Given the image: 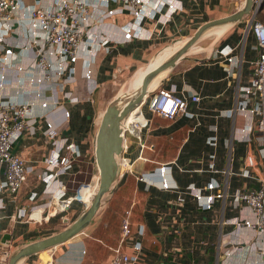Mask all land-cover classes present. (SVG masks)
Listing matches in <instances>:
<instances>
[{
	"label": "crops",
	"instance_id": "obj_1",
	"mask_svg": "<svg viewBox=\"0 0 264 264\" xmlns=\"http://www.w3.org/2000/svg\"><path fill=\"white\" fill-rule=\"evenodd\" d=\"M154 5L155 2H151L147 8L151 14L155 13ZM174 5L177 11H167L172 20L164 24L163 30L158 27L151 37L144 30L131 40L125 39L122 28L133 19L130 13L109 15L98 26L94 25L95 14L91 17V32H101L103 36L120 43L108 52L97 54L91 79L84 78L82 63L77 65L79 79L76 92L80 102L68 105L72 110V117L64 128V134L79 147L82 156L75 162L73 170L60 178L61 181L68 182L69 188L72 179L84 173L82 164L92 166L96 162L95 137L105 111L96 98L99 89L121 76L131 72L135 74L145 68L147 62L156 64L168 48L180 41L169 46L166 44L188 37L191 33L193 35L203 22L228 15L234 12L233 8L240 9L238 0H176ZM115 6L112 4V7ZM162 9L166 11L167 6ZM14 35L18 39V35ZM15 36L10 41L17 40ZM208 37H211L210 40L202 43ZM222 48L231 51L230 54L222 55ZM256 55V41L252 30H249L248 16L229 24L220 33L204 34L192 50L163 77L143 107L138 108L139 116L135 123H145V107L146 117L150 121L156 115L160 116L150 110V104L159 89L173 90L189 100L188 114L179 115L173 120L160 116L165 122L157 121L143 131V139L166 138L174 143L175 150L164 156L169 161L163 163L170 164L165 175L170 188L163 187L158 174L154 180L143 179L145 175L150 176L154 172L155 169L150 168V164L162 154L161 146L155 156L149 158L144 154L138 139L132 137L129 140L133 149L125 153L124 159L131 171L124 175L119 185L126 181L130 173L137 177L139 192L133 203L138 211L131 216L132 236L120 242L119 248L125 253L133 254L135 242L141 241L142 250L134 264H254V261H259L262 241L258 239L255 229L244 225L239 227L237 224L242 220H253L255 214L251 208L232 199V194L239 189L252 192L259 190L264 179V159L258 155L261 142L256 133L244 136L243 132L251 124V118L234 111L240 90L251 80L252 61ZM228 57H232V60H228ZM28 63L27 59L23 61V64ZM91 92L92 99L88 101L86 99ZM193 94L199 96L197 102L190 100ZM35 110L37 114L45 113L40 105ZM48 119L56 126H61L64 122L61 113L49 114ZM42 125L39 124L36 129L27 128L13 144V151L31 163H36L48 153L47 146L42 142ZM252 152L257 153L259 166L252 169L248 176L245 175L246 159ZM41 165L38 163L34 173L29 176L20 192L19 203L29 204V193L42 190L43 184L37 177L42 171ZM211 183L216 184L217 191L222 189L225 196L216 199L207 208L203 197L215 192L207 189ZM190 188L200 192L202 199L187 191ZM89 191V186H84L80 195L88 198ZM183 192L185 199L179 202L178 197ZM17 206L14 202H8L1 211V240L5 234H11L12 249H20L49 237L67 226L65 221L55 220L54 224L41 226L32 222H20L16 219ZM105 209L78 236L45 252L29 256L20 264H88L85 263L87 244L92 232L101 223ZM83 213L84 204L75 201L66 213V220L73 222ZM141 228L144 229L143 234L139 233ZM231 244L235 248L231 249ZM111 261L112 258H109L95 264H111Z\"/></svg>",
	"mask_w": 264,
	"mask_h": 264
},
{
	"label": "built area",
	"instance_id": "obj_2",
	"mask_svg": "<svg viewBox=\"0 0 264 264\" xmlns=\"http://www.w3.org/2000/svg\"><path fill=\"white\" fill-rule=\"evenodd\" d=\"M176 0H0V222L1 211L8 202L17 206L16 219L20 222H32L36 225L54 224L55 221H65L66 213L75 201L84 204V211L93 201L99 176L90 183L81 184L75 192H71L67 181H61L64 174L73 170L74 164L82 156L79 147L71 142L64 134V128L72 117V110L68 105L79 103L76 87L79 70L77 65L82 63L85 69L84 78H92V66L96 62L99 52H108L119 44L118 40L103 36L101 32L90 31V21L96 16L94 25L98 26L109 15L128 12L133 19L124 25V37L127 40L138 37L144 30L149 37L158 30H163L164 24L172 20L167 11L176 12ZM151 2H155L154 14L147 11ZM115 4V7H112ZM163 6H167L163 11ZM259 12H253L249 17V30H252L256 41L257 55L252 61V76L248 85L239 93V101L234 111L251 118V124L244 128V136L256 133L262 147L258 155L264 159V20L257 18ZM153 24V25H152ZM18 35L17 37L14 35ZM14 36L17 40L10 41ZM231 51L225 48L220 53L228 56ZM27 59L28 64H23ZM232 60V57H228ZM15 74L14 76L12 74ZM92 92L86 99L90 101ZM149 97V96H148ZM147 97V98H148ZM146 98V100H147ZM145 100V102H146ZM190 100L197 102L199 96L193 94ZM144 102V103H145ZM189 100L168 89H159L153 97L150 110L153 113L173 120L179 115L188 114ZM40 105L45 113L37 114L36 106ZM144 105V104H143ZM143 107V106H142ZM141 107V108H142ZM61 113L64 122L56 126L48 119L49 114ZM128 121V120H127ZM43 123V125H42ZM150 120L145 124L135 123L136 132H132L130 124L125 122L122 128L123 153L121 168L118 174L121 180L131 171L125 161L124 153L128 152L129 140L135 137L140 146L145 147L143 130L149 127ZM42 125L43 145L48 153L36 163H31L21 154L13 151V144L18 141L27 128L36 129ZM38 163L42 171L37 174L43 184L41 191L29 193V204L19 203V195L29 176L34 173ZM257 153L252 152L246 159L245 175H250L254 168H258ZM170 164L157 167L149 176L143 179L154 180L157 174L165 189L170 188L165 177ZM84 186L92 189V196L83 198L80 190ZM215 183L207 189L215 191L206 197L200 195L193 188L191 192L198 199L205 200V207L210 208L216 199L223 198L222 189L216 190ZM187 192H185L186 194ZM185 199L184 192L178 201ZM236 203H242L252 209L255 214L253 220H242L238 226L252 227L259 240V261L264 262V179L257 191L239 189L232 194ZM55 220V221H54ZM123 242L132 236L131 216L127 214L121 225ZM141 228L139 233L143 234ZM0 229V264H9L11 256V242L1 240ZM231 249L235 245L231 244ZM133 254L117 249L111 264H134L139 259L142 250L140 240L134 244ZM92 264V263H90Z\"/></svg>",
	"mask_w": 264,
	"mask_h": 264
},
{
	"label": "water",
	"instance_id": "obj_3",
	"mask_svg": "<svg viewBox=\"0 0 264 264\" xmlns=\"http://www.w3.org/2000/svg\"><path fill=\"white\" fill-rule=\"evenodd\" d=\"M263 4L264 0H245L243 6L237 11L203 22L196 28L194 34L185 41V44L179 50L145 74L142 85L136 91L135 95H126L123 98L118 97L122 104L120 107H117L112 101L109 103L102 114L95 137V157L100 181L99 188L90 206L73 222L65 220L67 226L62 231L18 249L10 256L9 264H20L22 260L29 256L56 247L78 236L90 226L116 191L117 187L114 183L117 181L118 176L117 159L122 155L124 150L121 134L122 128L127 117L138 106L142 107L146 98L152 95L153 90L149 91L148 87L153 78L160 72L166 71L167 74L171 71L178 62L192 50L207 31L215 27L240 21L253 12H260L263 8ZM107 195L110 196L105 200ZM11 239L12 236L8 233L4 235L2 241L4 243H9Z\"/></svg>",
	"mask_w": 264,
	"mask_h": 264
},
{
	"label": "trees",
	"instance_id": "obj_4",
	"mask_svg": "<svg viewBox=\"0 0 264 264\" xmlns=\"http://www.w3.org/2000/svg\"><path fill=\"white\" fill-rule=\"evenodd\" d=\"M157 121L161 123L165 122L160 116L156 115L155 118L150 121L149 126L155 125ZM144 144V154L149 158L154 157L158 147L161 146L162 154L157 157L155 162L150 164V168L152 169H156L164 162L169 161L167 156H164L171 150H175L174 143L166 138L147 137L144 139ZM132 149L133 146L129 145L128 152L132 151ZM138 192L137 177L130 173L126 181L120 184L115 191L105 209L101 223L92 232L85 251V263L95 264L114 257L119 248V243L123 242L121 230L123 218L126 217L127 214L132 216L133 213L138 211L137 206L133 203Z\"/></svg>",
	"mask_w": 264,
	"mask_h": 264
},
{
	"label": "rangeland",
	"instance_id": "obj_5",
	"mask_svg": "<svg viewBox=\"0 0 264 264\" xmlns=\"http://www.w3.org/2000/svg\"><path fill=\"white\" fill-rule=\"evenodd\" d=\"M245 0H238V7H242L243 6V2ZM235 7V6H234ZM234 12L235 8H233ZM237 11V10H236ZM232 13V12H231ZM258 19L260 20H264V4H263V8L262 10L259 12L258 16H257ZM192 35V33L190 34V36ZM188 36V37H190ZM188 37H184V38H180V39H177V40H174L173 42H170V44H166L167 46L169 45H172L174 43H176L177 41H181V40H187ZM214 37V36H212ZM211 37H208L207 39H205L202 43H205V42H208L210 40ZM165 45V46H166ZM166 46V47H167ZM162 49V48H161ZM149 62H147L145 64V66L148 64ZM144 66V67H145ZM147 67L143 68V69H146ZM142 69V70H143ZM141 70V71H142ZM133 74L134 72H131L129 74H126L125 76H121L119 77L118 79H116L115 82H112L108 85H105V86H102L101 89H99V92H97L96 94V98L97 100L100 101L101 103V106L106 109L107 106L109 105V103L113 100V98L118 94V92L120 91V89L122 87L126 88L128 87V91L129 89L131 88V86H128L129 85V82L131 81L132 77H133ZM124 85V86H123ZM144 109V113H145V116L146 113H147V107L143 108ZM103 114V113H102ZM102 118V117H101ZM146 129V128H145ZM144 131V130H143ZM135 138V137H133ZM132 139V136L131 138ZM136 139V138H135ZM126 153V152H125ZM124 153V154H125ZM125 156V155H124ZM121 161H122V157H119L117 159V164H118V174H119V171H120V168H121ZM82 167L85 169L84 170V173L82 174H78L77 176L74 177V179H72V182L70 183L71 186L70 188L72 189L73 192H75V190L83 183H90V182H93L94 184V181L96 179V176H99V170H98V167H97V164L96 162L94 163V165L92 166H87L85 164H82ZM120 183V179L119 177L117 176V183H116V187H118ZM110 196V195H109ZM109 198V197H108ZM107 198V199H108ZM106 199V200H107ZM105 207L101 209V212L104 211ZM100 214V213H99ZM19 248H13L12 251H11V255L14 254Z\"/></svg>",
	"mask_w": 264,
	"mask_h": 264
},
{
	"label": "bare ground",
	"instance_id": "obj_6",
	"mask_svg": "<svg viewBox=\"0 0 264 264\" xmlns=\"http://www.w3.org/2000/svg\"><path fill=\"white\" fill-rule=\"evenodd\" d=\"M229 24L227 25H223V26H219V27H215L213 29H210L209 31H207L205 34H217L220 33L222 29L227 28ZM175 44V43H174ZM185 44V40L180 41L179 43H177L175 46L168 48L163 55L158 59L156 64H153V62L149 63L146 65V69H144L142 72L141 70H138L132 77L131 81L129 82L128 86H131V88L128 91V87L124 88L122 87L119 94L117 95V97L112 101L113 103L116 104L117 107L122 106L121 101H119L118 97H125L126 95H135L136 91L139 89V87L142 85V81L143 78L145 76V74L155 68L156 66H158L160 63H162L163 61L167 60L170 56H172L177 50H179L183 45ZM166 71L160 72L159 74H157L153 80L151 81V83L149 84L148 90L152 91L154 89L157 88L158 84L160 83V80L165 76ZM124 86V85H123ZM139 106L133 111V113H131L127 119L126 122H128L130 124V129L132 130V132H136V126H134L135 124V120H137L139 114V110H138ZM145 116V113H144ZM148 118L145 116V123L146 120ZM128 120V121H127ZM101 121V120H100ZM139 124H145V123H141V122H137ZM117 181L114 183V185H116ZM99 187V184H98ZM83 188V187H82ZM90 189V188H89ZM97 192V190H96ZM81 196V195H80ZM92 196V189H90L89 191V199ZM82 197V196H81ZM109 197V195H107L105 197V200ZM45 252V251H44Z\"/></svg>",
	"mask_w": 264,
	"mask_h": 264
}]
</instances>
